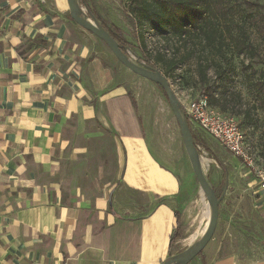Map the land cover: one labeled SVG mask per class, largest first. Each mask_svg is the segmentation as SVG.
Returning <instances> with one entry per match:
<instances>
[{"label":"crops","instance_id":"obj_1","mask_svg":"<svg viewBox=\"0 0 264 264\" xmlns=\"http://www.w3.org/2000/svg\"><path fill=\"white\" fill-rule=\"evenodd\" d=\"M106 57L65 0H0V264H162L181 238L178 184Z\"/></svg>","mask_w":264,"mask_h":264},{"label":"rangeland","instance_id":"obj_2","mask_svg":"<svg viewBox=\"0 0 264 264\" xmlns=\"http://www.w3.org/2000/svg\"><path fill=\"white\" fill-rule=\"evenodd\" d=\"M242 1V0H239ZM263 6L262 9L249 11L240 8L235 15L236 27L244 28L253 46L252 54L238 53L231 46L219 55L211 48H202L194 38L185 45L176 39H163L149 31L147 25H134L130 17L132 0H87L99 17L107 24L118 27L122 34L135 44V34L145 39L150 57L160 50L168 51V58L175 55L181 61L168 73L167 80L176 96L188 102L204 93L200 83L198 68H207V82L213 92L218 109L232 116L244 137V143L256 170L264 169V0H250ZM83 13H88L78 0ZM177 52H174L175 49ZM106 65L110 70L113 85L125 94L131 93L137 104V114L145 129V136L152 145L154 155L162 161L178 184V193L173 207L183 216L181 238L172 248L171 255L185 249L198 239L208 223L205 213L207 203L191 171L179 129L158 87L123 67L105 46ZM133 60L134 55L128 52ZM137 56V57H136ZM162 74L165 64L155 67ZM209 96V93H206ZM195 130V125H192ZM192 131V130H191ZM193 132V131H192ZM197 141L205 144L201 162L204 174L220 198L218 221L214 234L191 263L200 261L216 248L227 254H234L242 262H252L264 258V222L258 214L256 195L257 186L253 184L256 175L243 161L233 156L209 134L193 132ZM217 158L226 169V180Z\"/></svg>","mask_w":264,"mask_h":264},{"label":"trees","instance_id":"obj_3","mask_svg":"<svg viewBox=\"0 0 264 264\" xmlns=\"http://www.w3.org/2000/svg\"><path fill=\"white\" fill-rule=\"evenodd\" d=\"M84 2L92 15L100 23V25L110 34V36L119 44L122 51L125 53L131 52L134 55L139 53L137 59L145 66L154 68L157 63L165 64L164 77L167 79L168 73L176 68L181 61L176 59L175 55L168 58L167 50H160L155 52L154 57L151 58L150 53L146 50L145 39L141 35L135 34V44H132L122 34L121 30L113 24H107L103 21L97 12L91 8L87 0ZM132 6L129 10L130 17L134 25H147L149 31L160 36L163 39H176L179 44H186L192 42L194 38L202 48H211L219 55L223 54V48L231 46L232 50L238 53L252 54L253 46L249 42L247 32L244 28L236 27L235 15L243 7L249 11L262 9L263 6L257 2L250 0H132ZM176 48L174 52H177ZM207 68L201 64L198 68V75L200 83L203 85L202 93L207 96L208 102L211 106L217 108L216 99L213 92L210 93V88L207 82ZM160 92L165 95L158 87ZM132 101L133 98L131 97ZM166 99V98H165ZM218 109V108H217ZM224 112L225 109L222 108ZM190 129L191 123L188 121ZM195 145L198 143L205 148L202 141H197L192 132ZM220 166L224 174V181L226 180V169L223 167L217 158L213 157ZM176 228L174 237H179L180 231V217L175 212Z\"/></svg>","mask_w":264,"mask_h":264},{"label":"water","instance_id":"obj_4","mask_svg":"<svg viewBox=\"0 0 264 264\" xmlns=\"http://www.w3.org/2000/svg\"><path fill=\"white\" fill-rule=\"evenodd\" d=\"M70 19L81 29L89 32L100 40L115 57V59L131 73L147 80L159 87L165 95L167 104L175 119L182 144L187 155L191 171L199 186V190L204 197L208 208V223L202 235L189 244L182 251L169 255L162 264H189L193 259L201 254L203 249L211 240L218 221V206L220 198L217 197L214 188L207 180L199 151L194 143L193 135L188 121L182 111V106L176 94L172 90L168 80L156 68L145 66L139 60H133L129 53L122 51L119 44L100 25L92 15L89 8L82 3L88 13V17L83 13L78 0H65Z\"/></svg>","mask_w":264,"mask_h":264},{"label":"built area","instance_id":"obj_5","mask_svg":"<svg viewBox=\"0 0 264 264\" xmlns=\"http://www.w3.org/2000/svg\"><path fill=\"white\" fill-rule=\"evenodd\" d=\"M178 100L187 121L191 125H196L201 131L209 134L233 156L243 161L245 166L256 175V179L260 182L261 187L264 188V169H255L237 121L232 116L226 115L211 106L207 96L203 94L197 95L188 102H184L179 98ZM191 130L194 132V129ZM197 149L202 158L203 149L200 145H197Z\"/></svg>","mask_w":264,"mask_h":264},{"label":"bare ground","instance_id":"obj_6","mask_svg":"<svg viewBox=\"0 0 264 264\" xmlns=\"http://www.w3.org/2000/svg\"><path fill=\"white\" fill-rule=\"evenodd\" d=\"M192 132V131H191ZM197 146V145H196ZM210 163V161L208 160H203L202 161V166H206ZM208 210V209H207ZM205 217L208 218V211L205 213ZM207 225V224H206ZM206 227V226H205ZM205 229V228H204Z\"/></svg>","mask_w":264,"mask_h":264}]
</instances>
